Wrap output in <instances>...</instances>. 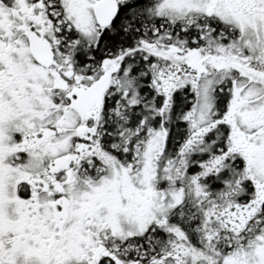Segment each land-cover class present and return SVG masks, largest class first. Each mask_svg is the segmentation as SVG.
Returning <instances> with one entry per match:
<instances>
[{
    "label": "snow or ice",
    "instance_id": "6c2138e0",
    "mask_svg": "<svg viewBox=\"0 0 264 264\" xmlns=\"http://www.w3.org/2000/svg\"><path fill=\"white\" fill-rule=\"evenodd\" d=\"M0 264H264V0H0Z\"/></svg>",
    "mask_w": 264,
    "mask_h": 264
}]
</instances>
